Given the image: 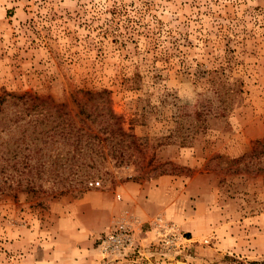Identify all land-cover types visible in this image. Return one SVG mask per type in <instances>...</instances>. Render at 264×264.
I'll list each match as a JSON object with an SVG mask.
<instances>
[{"label":"rangeland","instance_id":"rangeland-1","mask_svg":"<svg viewBox=\"0 0 264 264\" xmlns=\"http://www.w3.org/2000/svg\"><path fill=\"white\" fill-rule=\"evenodd\" d=\"M1 97L0 264H133L99 245L120 226L144 264H264V0H0ZM159 182L200 210L157 213L146 243Z\"/></svg>","mask_w":264,"mask_h":264},{"label":"trees","instance_id":"trees-1","mask_svg":"<svg viewBox=\"0 0 264 264\" xmlns=\"http://www.w3.org/2000/svg\"><path fill=\"white\" fill-rule=\"evenodd\" d=\"M107 89H105V91H106ZM9 94V93H8ZM12 96H13V94H12ZM25 95H18L17 97L18 98H20V97H24ZM29 95H26V97H28ZM2 99H4L3 97H1L0 98V103L2 102ZM36 105H37V102L36 103H34L33 104V107H36ZM41 106H44L43 104L41 105ZM0 110L2 111V109L0 108ZM38 115V114H37ZM41 115V111L39 110V115L38 116H36L37 118H40L39 116ZM50 115H52L50 112H45L44 114L42 113V117L40 118V119H42V120H44V121H46V123H49V124H51L52 123V121H50L49 120V118H50ZM107 118H109V119H111V120H109V122H108V125L110 126L109 127V130H110V133H111V135H112V137L114 138V137H118V136H121L123 139H125V140H127L128 141V144H127V147L128 148H137L138 147V143H137V140H136V136H135V134L133 133V132H131V131H127V130H125L123 127H121V126H119V116L114 112V110L112 109V108H110V110L107 112ZM63 124H65V121H63ZM68 124V123H67ZM58 126H60L63 130H64V128H68L69 129V127L68 126H66V125H62V123H57V124H55V125H52L51 127H49V129H51V130H53V131H57L58 129H57V127ZM35 131V129H33L32 130V132H34ZM47 131V130H46ZM53 135V134H52ZM73 140L75 141V145H76V147L79 149V151L83 148V146H82V148H81V146H79L80 145V139L79 138H73ZM35 144H37V143H35ZM263 144V146H264V142L262 143ZM86 145H88L89 147H91L92 149H94V151H95V153L93 154V153H91V151H90V156H89V160L87 161V157H86V154H87V152L85 153L84 151L83 152H79L78 153V156H76L75 158H76V160H79L80 159V157H82L80 160H79V171H75L74 172V174L75 175H77V177H76V179L77 180H79L80 182H83L84 180H85V178H84V176L85 175H87L88 173L86 172V171H81L82 169H83V167H87V166H90V167H94V163L96 162V160H95V158H96V153L99 151L98 149H96V145H99L98 143H95L94 142V140H93V142H89L88 143V141H87V144ZM95 145V146H94ZM32 147H34V146H31V147H29V148H32ZM21 148H22V145H21ZM3 149V148H2ZM41 149V148H40ZM39 150H31L30 152H28V154L27 155H25L24 157H25V165L27 166V167H29V170L31 171V172H33L32 171V163L30 162V159L31 158H33L34 156H35V153H37ZM82 151V150H81ZM101 151V150H100ZM133 151V150H132ZM3 150H1V153H0V165H1V170H4L5 169V164L2 162V160H3V157H4V160H5V156L3 155ZM131 153V152H130ZM75 154V153H74ZM92 154V155H91ZM49 156H51V154H49ZM125 155H123V157H122V159L120 160V161H123V158H125L124 157ZM72 157V156H71ZM12 158L14 159V164L16 165L18 162H19V160H18V151L17 152H15L14 153V155L12 156ZM97 159V158H96ZM23 161V160H22ZM43 162L44 161H40L39 163V165L40 166H43L44 164H43ZM58 164H62L61 162H57ZM44 167V166H43ZM41 170H44V169H42V168H40ZM87 169V168H86ZM58 174H60V173H58ZM35 179H29V181L31 182L29 185H27L25 188L26 189H29V190H32V191H34V190H37L38 189V187H36L35 186V184H36V182L34 181ZM73 188H75L74 187V185H73V187H71V186H68V187H65L64 189H61L58 193L59 194H64V193H67V192H70L71 190H74Z\"/></svg>","mask_w":264,"mask_h":264},{"label":"crops","instance_id":"crops-1","mask_svg":"<svg viewBox=\"0 0 264 264\" xmlns=\"http://www.w3.org/2000/svg\"><path fill=\"white\" fill-rule=\"evenodd\" d=\"M164 183L159 182V184H155V188L152 189L151 187H149L148 190L144 189V188H140V194H142L145 198V200H147L146 203L151 205L152 210L151 211H147V208H145V210H142L139 212V214H137L136 216L139 217V221H143V222H148L150 227L147 231H144L142 229V225L140 224V222L138 223V227L141 230V232H143L142 236H139L142 242H150V237L147 236V234H150L151 229H154V227H157L158 222L156 221V214H162V216L166 215V217H172V218H179V219H185V217L188 214H191L193 212H199V208L198 210H196V208L193 210L191 209H182V210H176L175 214H174V206H169V202L172 199V193H169L170 190L167 192V190H165V188H167L168 186H164ZM132 186V185H129ZM128 187L125 186V189ZM123 190V192H124ZM182 194L185 195V189L182 191ZM187 195V194H186ZM129 196H124V198H128ZM145 203V206H147V204ZM148 207V206H147ZM102 210H104V214L106 215V211L108 209H103L100 208ZM182 211V212H181ZM181 212V213H179ZM170 213V214H169ZM169 214V215H167Z\"/></svg>","mask_w":264,"mask_h":264},{"label":"built area","instance_id":"built-area-1","mask_svg":"<svg viewBox=\"0 0 264 264\" xmlns=\"http://www.w3.org/2000/svg\"><path fill=\"white\" fill-rule=\"evenodd\" d=\"M99 245L106 256L114 259L130 258L133 264H144L151 251L136 240L132 230L127 226L116 227L106 232L101 237Z\"/></svg>","mask_w":264,"mask_h":264}]
</instances>
